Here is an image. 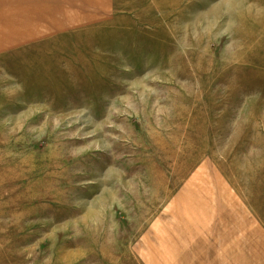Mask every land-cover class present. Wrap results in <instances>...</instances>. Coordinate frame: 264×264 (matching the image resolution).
<instances>
[{"label":"rangeland","instance_id":"obj_1","mask_svg":"<svg viewBox=\"0 0 264 264\" xmlns=\"http://www.w3.org/2000/svg\"><path fill=\"white\" fill-rule=\"evenodd\" d=\"M0 264H264V0H0Z\"/></svg>","mask_w":264,"mask_h":264},{"label":"crops","instance_id":"obj_2","mask_svg":"<svg viewBox=\"0 0 264 264\" xmlns=\"http://www.w3.org/2000/svg\"><path fill=\"white\" fill-rule=\"evenodd\" d=\"M162 229L163 230H165L166 232V235H167V240L169 239V238H171V234L174 232V229H173V227L170 229V231H167L165 228H163L162 227ZM178 233V229L177 228H175V234H177ZM179 236V235H178ZM178 236H175V237H173V239H171L170 241H173V240H175Z\"/></svg>","mask_w":264,"mask_h":264}]
</instances>
